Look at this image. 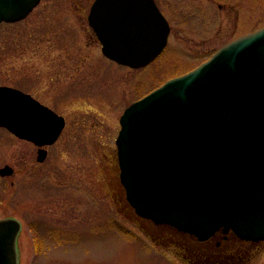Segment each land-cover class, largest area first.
<instances>
[{
	"label": "rangeland",
	"instance_id": "rangeland-1",
	"mask_svg": "<svg viewBox=\"0 0 264 264\" xmlns=\"http://www.w3.org/2000/svg\"><path fill=\"white\" fill-rule=\"evenodd\" d=\"M90 1L41 0L24 19L0 25V83L30 93L66 122L41 162L37 147L0 127V168L14 170L0 176V218L21 223L18 264H264V240L238 243V260L182 258L171 239L160 238L162 226L129 218L115 157L124 108L263 26L264 0H159L168 43L139 68L102 54L87 23Z\"/></svg>",
	"mask_w": 264,
	"mask_h": 264
},
{
	"label": "water",
	"instance_id": "water-1",
	"mask_svg": "<svg viewBox=\"0 0 264 264\" xmlns=\"http://www.w3.org/2000/svg\"><path fill=\"white\" fill-rule=\"evenodd\" d=\"M39 1L0 0V22ZM88 21L103 54L132 68L153 61L170 32L153 0H95ZM119 123V179L139 216L199 240L218 230L264 239V26L132 102ZM64 125L30 94L0 86V126L34 142L39 162ZM20 229L15 217L0 218V264H18Z\"/></svg>",
	"mask_w": 264,
	"mask_h": 264
},
{
	"label": "trees",
	"instance_id": "trees-1",
	"mask_svg": "<svg viewBox=\"0 0 264 264\" xmlns=\"http://www.w3.org/2000/svg\"><path fill=\"white\" fill-rule=\"evenodd\" d=\"M117 165V161H116ZM122 189V188H121ZM123 191V189H122ZM123 201L122 205L125 206L126 212L129 216L130 219H133L134 222L138 223L141 226H145L144 222H150L146 219H143L136 215L134 210L130 207L128 202L125 199L124 192H123ZM144 221V222H143ZM152 225H154V228H159V226H162L161 229H163L165 233H162L161 235L164 237H160L165 240L171 239V242H173L171 245L172 248H175V250L180 253V256L182 258H187L190 262L193 261H199L202 263H208L210 261L216 260L217 259H223V258H235V260L242 258L243 251L244 249L238 244V243H249L247 241H243L238 239L234 234L228 233L225 236L226 238H223L224 234L221 232H218L214 237L218 236V238L213 241L212 239L214 237L209 238L208 240L205 241H199L197 240L194 236L181 232L177 229H174L168 225H155L152 222H150ZM165 228V229H164ZM167 233V234H166ZM34 243H35V250L38 252L41 248V240L40 237H38L34 233ZM221 238V239H220ZM224 242V243H223ZM210 243V244H206ZM223 243V244H222ZM229 243L231 246L234 245V248L227 250L225 244ZM223 245L222 249L220 248L221 245ZM210 245V246H209ZM219 245V250L216 252L215 247ZM221 255V256H220ZM198 262V263H199Z\"/></svg>",
	"mask_w": 264,
	"mask_h": 264
},
{
	"label": "flooded vegetation",
	"instance_id": "flooded-vegetation-1",
	"mask_svg": "<svg viewBox=\"0 0 264 264\" xmlns=\"http://www.w3.org/2000/svg\"><path fill=\"white\" fill-rule=\"evenodd\" d=\"M41 1V0H40ZM154 1V3H155V5L157 6V8L161 11V13H163L164 14V12H163V10H162V8H161V3H160V1L159 0H153ZM94 2V0H91L90 1V3H89V7H88V11H87V15H86V18H87V23H88V14H89V11H90V7H91V5H92V3ZM35 9V8H34ZM33 9V10H34ZM32 10V11H33ZM31 11V12H32ZM30 12V13H31ZM29 13V14H30ZM28 14V15H29ZM27 15V16H28ZM26 16V17H27ZM165 16V15H164ZM24 19V18H23ZM18 21H20V20H18ZM18 21H16V22H18ZM4 23H15V22H5V21H1L0 22V25L1 24H4ZM88 27L90 28V31H91V36H92V38H95L96 39V41L98 42V44H99V48H100V50H101V45H100V42H99V40H98V38H97V35H96V33L94 32V30L90 27V25L88 24ZM0 86H10V87H13V88H17V89H20L19 87H16V86H14V85H10V84H5V83H0ZM20 90H22V89H20ZM24 91V90H23ZM28 93V92H27ZM30 94V93H29ZM2 129H4L6 132H8L9 133V135L11 136V137H15V138H17V139H19V140H22V141H26V142H28V143H31L32 145H34L35 147H37L34 143H32V142H30V141H28V140H25V139H21V138H19V137H17L16 135H14L12 132H10L9 130H7L6 128H3V127H1ZM37 150H38V147H37ZM5 165H8V164H5ZM13 172H14V170H13ZM1 177H7V176H1ZM253 243H255V242H253Z\"/></svg>",
	"mask_w": 264,
	"mask_h": 264
}]
</instances>
